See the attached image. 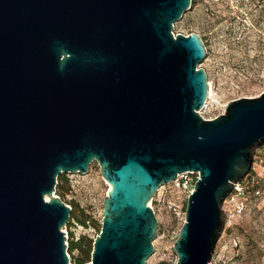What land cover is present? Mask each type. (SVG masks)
Here are the masks:
<instances>
[{
  "label": "water",
  "instance_id": "water-1",
  "mask_svg": "<svg viewBox=\"0 0 264 264\" xmlns=\"http://www.w3.org/2000/svg\"><path fill=\"white\" fill-rule=\"evenodd\" d=\"M191 3L0 0V264H77L81 237L84 264H146L149 201L185 172L199 179L175 264H211L223 202L264 144V92L199 115L206 47L172 33Z\"/></svg>",
  "mask_w": 264,
  "mask_h": 264
},
{
  "label": "rangeland",
  "instance_id": "rangeland-1",
  "mask_svg": "<svg viewBox=\"0 0 264 264\" xmlns=\"http://www.w3.org/2000/svg\"><path fill=\"white\" fill-rule=\"evenodd\" d=\"M173 31L201 37L206 56L199 66L220 104L264 92V0H192ZM149 204L158 231L146 264H175L172 247L180 224L173 209L184 210L186 201L165 185ZM211 264H264V183L262 196L225 228Z\"/></svg>",
  "mask_w": 264,
  "mask_h": 264
},
{
  "label": "built area",
  "instance_id": "built-area-1",
  "mask_svg": "<svg viewBox=\"0 0 264 264\" xmlns=\"http://www.w3.org/2000/svg\"><path fill=\"white\" fill-rule=\"evenodd\" d=\"M172 33L175 37L174 31ZM226 105L220 104L208 83L207 98L198 113L204 120H212L224 113ZM198 179V172H185L178 174L167 186L176 190L182 199L186 201L193 192ZM262 183H264V144L256 149L250 171L238 183L232 185L231 192L223 202L222 210L226 217L227 226L234 224L236 220L249 210L252 201L262 196ZM149 206L152 208L150 204ZM173 211L181 227L184 222V210L182 208H174Z\"/></svg>",
  "mask_w": 264,
  "mask_h": 264
},
{
  "label": "trees",
  "instance_id": "trees-1",
  "mask_svg": "<svg viewBox=\"0 0 264 264\" xmlns=\"http://www.w3.org/2000/svg\"><path fill=\"white\" fill-rule=\"evenodd\" d=\"M63 175L58 176L57 178V184L55 187V193L59 196V198H61V196L63 195V191H62V185L64 184V179H63ZM75 218V214H74V209H71L70 215H69V222L67 224V227H70V225H72V221ZM77 221L81 224L84 225L85 221L84 220H80L77 218ZM101 229V227H99V230ZM92 240L90 239H86L85 237H81L79 240L77 241H73L71 240L70 243H68V247H67V252L72 253L74 250H78L79 251V258L76 259L77 264H84V263H89L90 262V258H91V252H92Z\"/></svg>",
  "mask_w": 264,
  "mask_h": 264
}]
</instances>
